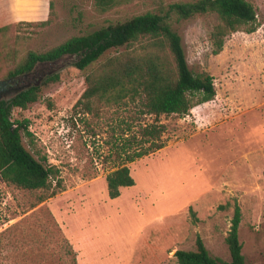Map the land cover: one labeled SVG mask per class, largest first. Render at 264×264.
<instances>
[{
    "label": "rangeland",
    "instance_id": "374dc122",
    "mask_svg": "<svg viewBox=\"0 0 264 264\" xmlns=\"http://www.w3.org/2000/svg\"><path fill=\"white\" fill-rule=\"evenodd\" d=\"M248 1L259 28L229 35L218 55L210 43L217 16L173 25L189 69L214 78V99L185 116L155 118L129 101L87 112L76 103L89 69L73 67V57L58 61L59 80L40 85L38 100L15 109L12 119L29 121L35 148L59 174L47 193L0 180V264H179L175 252L195 250L197 236L228 263L234 202L242 255L264 264V0ZM152 9L150 0L105 13L92 0H0V27H7L0 32V81L28 51L44 52ZM49 69L37 65L33 79ZM152 124L164 127L155 141L163 147L127 161L151 148L142 133ZM23 145L32 150L24 139ZM122 166L134 185L110 199L106 176Z\"/></svg>",
    "mask_w": 264,
    "mask_h": 264
},
{
    "label": "trees",
    "instance_id": "16d2710c",
    "mask_svg": "<svg viewBox=\"0 0 264 264\" xmlns=\"http://www.w3.org/2000/svg\"><path fill=\"white\" fill-rule=\"evenodd\" d=\"M136 0H92L97 12L105 13ZM153 9L98 30L73 36L44 52L28 51L7 74L14 79L31 73L37 65L56 63L73 57V67L85 75V90L76 106L87 112L95 106H120L126 102H139L145 114L185 116L197 105L215 97L214 78L208 72H192L187 64L180 36L173 25L197 15H215L219 23L210 33L212 54L218 55L226 38L236 32L252 34L259 28L257 13L248 0H150ZM53 10V2H50ZM7 27H0V32ZM116 55L99 61L111 51ZM59 74L47 76L41 85L57 82ZM40 86H31L8 100L0 101V180L16 188L44 193L50 191L51 180L59 174L55 166L47 163L35 148L29 121L13 120L15 109H26L39 98ZM13 128V129H12ZM163 126H148L142 133L151 148L142 149L127 158L131 162L160 150L156 144ZM23 139L32 148L23 145ZM155 142V143H154ZM264 175V174H263ZM60 182L57 184L59 185ZM110 199L120 196L121 188L134 185L129 168L122 166L106 176ZM50 195H53V192ZM48 196H40V200ZM228 208V204L218 209ZM192 215H194L192 213ZM241 211L236 202L225 243L230 261L212 257L202 239H195V250H178L174 256L179 264H249L242 255L238 238Z\"/></svg>",
    "mask_w": 264,
    "mask_h": 264
},
{
    "label": "water",
    "instance_id": "95a60500",
    "mask_svg": "<svg viewBox=\"0 0 264 264\" xmlns=\"http://www.w3.org/2000/svg\"><path fill=\"white\" fill-rule=\"evenodd\" d=\"M56 63L49 64L50 69L47 74H45L42 77H39L37 80H34L33 78L29 77V74L23 75L21 77H17L14 79H7V80H1L0 81V101L1 100H8L12 97L16 96L22 91L27 90L31 86H40L43 82V80L54 73H56L61 66L55 67ZM13 129V128H12Z\"/></svg>",
    "mask_w": 264,
    "mask_h": 264
},
{
    "label": "flooded vegetation",
    "instance_id": "af4514ba",
    "mask_svg": "<svg viewBox=\"0 0 264 264\" xmlns=\"http://www.w3.org/2000/svg\"><path fill=\"white\" fill-rule=\"evenodd\" d=\"M48 65H49V64H48ZM31 73H33V71H32ZM31 73H29V77L33 78V77H34V75H33V74H31ZM30 75H33V76H30Z\"/></svg>",
    "mask_w": 264,
    "mask_h": 264
}]
</instances>
